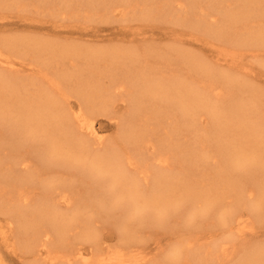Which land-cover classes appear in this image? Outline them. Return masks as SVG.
<instances>
[{"label":"bare ground","instance_id":"bare-ground-1","mask_svg":"<svg viewBox=\"0 0 264 264\" xmlns=\"http://www.w3.org/2000/svg\"><path fill=\"white\" fill-rule=\"evenodd\" d=\"M42 1L50 13L67 12L72 3ZM29 2L0 0V18ZM78 3L121 15L131 6ZM141 4L140 17H164L185 30L153 29L151 40L159 33L173 43L142 50L0 36L6 247L17 258L18 248L33 254L28 264H148L156 249H163L160 264H264V241L237 252L239 238L253 233L252 219L264 220L263 93L248 80L262 73L242 64L247 55L264 66V0ZM190 46L209 49L211 57ZM25 56L33 78L15 74ZM97 116L115 123V137L102 138ZM25 153L37 160L34 168ZM73 186L84 189L75 194ZM32 188L39 189L34 198ZM156 229L161 237H152L150 256L145 250ZM163 237H172L166 248Z\"/></svg>","mask_w":264,"mask_h":264},{"label":"rangeland","instance_id":"rangeland-1","mask_svg":"<svg viewBox=\"0 0 264 264\" xmlns=\"http://www.w3.org/2000/svg\"><path fill=\"white\" fill-rule=\"evenodd\" d=\"M130 1H131V6L128 8H125L124 15H121L115 10L113 11L109 9L106 10L102 7H96V9L94 10L83 8L79 5L78 0H71L72 2L71 4L69 2L70 8L68 9L67 12H62L61 9L60 10L51 9L54 12L50 13V11L46 9V8H49L47 7L49 5H47L45 1L30 0V2L25 3L24 6H17L11 9L10 11L5 12L4 18H0V26H1L0 36L9 37V36H18V35H29L34 38L47 39V40L58 38L57 40H61L62 42L72 43L73 45H80L85 48L88 47V48H99V49H110V48L123 49V48L136 47L137 49H140L143 46L148 45V44H154L158 46L166 42L168 44L173 43L171 41H168L166 38L165 39L157 38L159 35L157 31H155V33H157L158 35L155 34V36L157 35L156 38L151 40L150 33L152 32L151 30L153 29L154 30L159 29L160 32L169 31L172 27H174L175 29L183 30V31L185 30L184 26L172 25L168 21L167 22L164 21L165 20L164 17H163L164 20L162 17H156V16H155L156 18L154 17V18H149V19L140 17V10L143 7L141 4L142 0H130ZM149 5H152V4H149ZM165 13H168V11H166ZM163 16H164V13H163ZM169 16L170 15H167V16L165 15V17L167 18H169ZM160 36L161 35H159V37ZM190 49L200 51V53L205 57L207 56L211 57V52L207 48L206 50L205 47H202L201 49H196L194 46L192 47L190 46ZM18 59L23 60V62H22V66L18 67L15 74L18 77L23 78V79L33 78L34 71L29 69L31 68V65L29 63L28 56H25L23 58H18ZM259 62H261L260 59H253L251 56H247V55L242 56V64L252 63L255 66H259L258 69L263 74V75L261 74V76H264V66H262ZM237 73L240 74L239 72ZM261 76L251 77L252 80L251 79H248V80L252 81V84H254L255 86H257V88H260V90H262L263 95L262 97H260V104L263 106L262 113H264V82ZM97 117L94 119L95 122H93L94 127L100 133L102 138L110 139L112 136H114L116 132L115 131L116 127L115 125H113L115 123H113L111 120L108 119L110 121L109 122L105 118L106 116H97ZM156 135L155 137L153 136L155 139H156ZM32 148L34 149V147ZM34 154H36L35 151H34ZM0 155H5V151L4 150L0 151ZM25 155L28 158L29 156H32L30 153L29 154L25 153ZM168 160L171 163L172 159L168 158ZM34 161H37V160L35 158L34 159L29 158L28 164L32 168L35 167ZM19 167H22V166L19 165ZM32 174H33L32 176L34 177V171L32 172ZM52 175L54 174L50 172H43L41 174V176L44 178L51 177ZM33 177L31 180H33ZM69 178L66 177L64 180L70 182L71 179ZM32 182L34 184V180ZM77 187H75L77 190L74 189L75 194H77L78 192H82L84 189L83 186L80 187L82 189H78ZM8 190L16 191V189L11 186L8 187ZM38 190L39 189H36V188L29 189L30 193L28 194L32 196V198H34L35 194L39 192ZM11 194L12 193H10V196L13 197L12 199H15L14 197L15 195L14 194L11 195ZM69 195H72V193H69ZM213 212L217 214L215 210ZM184 216L185 215L180 216L178 218L176 216L175 218L176 220L178 219L185 220L183 219ZM7 217L8 216L5 215L3 212L0 213V264H25V263L28 264V262L31 263L32 262L31 260L34 259L33 254L28 253L24 249L21 250L18 248L19 251H22V252H18V249H16V253L20 254L21 256L20 258H17L14 255L15 253H13L12 250L6 247V241H7L6 237L8 236V235L6 236V234L9 233L7 232V230H9V226L11 223ZM172 217L174 218V216H171V218ZM160 218H161L160 215L158 216L155 215L154 220H158V219L160 220ZM171 218L169 220H173ZM252 220H253V225H252L253 233L244 235L239 238V240L237 241V246H238L237 252H240V250L246 244L261 243L264 241V220L259 221L260 220L259 219L256 221L255 218ZM171 223H174V222L171 221ZM158 233H161L159 229L154 230L153 233H150L149 239L151 241H149V239H148L149 242L147 241V245H149L148 247L151 246V249H147L148 248L147 247L145 252L147 253L149 252L151 255H153L154 253L155 257L158 255L157 256L158 258L154 257L155 261L152 260L148 264H156L157 262H158L157 264L162 263L160 262V259H162V256H161L162 254L160 253L163 251V249L159 251L160 253L158 251L157 253L156 252L157 249L153 250L154 246H152L153 243H155L153 238L156 236L158 237L159 236ZM148 235L149 234H146V236ZM157 237L156 239H158L161 236H159L158 238ZM169 239H172V237H169L168 239L167 237H163V241L162 242L160 241V244L166 248L165 245ZM112 242L113 241H110V243ZM163 242H164V245H163ZM169 242H171V240H169ZM64 247L67 248V246H64ZM50 249L53 250V248H50ZM150 250L151 251L153 250L152 251L153 253ZM62 251H65V248H63ZM149 253L148 255H150Z\"/></svg>","mask_w":264,"mask_h":264}]
</instances>
